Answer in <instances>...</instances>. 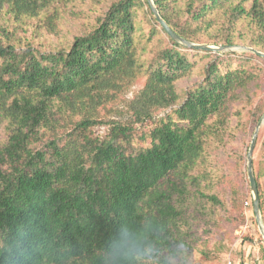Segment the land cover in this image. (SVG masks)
Masks as SVG:
<instances>
[{
    "label": "trees",
    "instance_id": "obj_1",
    "mask_svg": "<svg viewBox=\"0 0 264 264\" xmlns=\"http://www.w3.org/2000/svg\"><path fill=\"white\" fill-rule=\"evenodd\" d=\"M74 1L0 0V16L16 23L0 25V264H101L109 239L143 217L160 226L157 239L174 264H201L189 262L199 229L229 207L240 214L246 195L231 179L219 188L227 175L217 154L264 111L262 99L230 123L241 114L231 105L250 104L252 87L264 82V58L185 47L162 30L147 0H112L66 47L27 42L28 19L55 33ZM152 1L189 42L264 53V0ZM138 79L141 87L123 99L126 119L99 120V108ZM98 123L104 136L92 133Z\"/></svg>",
    "mask_w": 264,
    "mask_h": 264
},
{
    "label": "rangeland",
    "instance_id": "obj_2",
    "mask_svg": "<svg viewBox=\"0 0 264 264\" xmlns=\"http://www.w3.org/2000/svg\"><path fill=\"white\" fill-rule=\"evenodd\" d=\"M111 1L112 0H75L73 4L65 9V12L58 21L55 33L38 30L37 28L41 29L38 26L39 22L36 19H28V23L24 26V29H27L25 34L28 39L27 42L31 43L33 47L45 51L55 47H66L74 36L81 35L91 29L95 24V19L105 11ZM0 25H8L7 27L10 30L16 27V23L12 24L6 20L5 17L1 16ZM16 33L20 36L23 35L19 29H17ZM201 44L213 45L210 43ZM242 51L246 50L238 49L233 52L240 53ZM196 80L197 78L195 77L182 79L177 83V87L178 89H185ZM141 84L142 79H138L133 85L129 86L125 92L121 93L115 101L106 104L102 108L100 107L98 111L99 120L109 122L115 119H126L127 111L123 99L131 98L141 87ZM251 91L255 94L252 96L250 104H244L242 100L236 101L231 105L230 111L232 113L239 111L241 114L240 116L232 115L230 123L235 124L241 118L247 117L250 109L259 100H264V82L253 86ZM168 110L169 109L158 112V117L162 116ZM68 123L69 122L61 123L62 126L59 128V133L63 134V132L68 129ZM256 125L254 127H248L244 132L237 131V133L231 137L227 149L225 151L221 150L217 154V160L222 165L224 164L223 171L227 175V178L219 183V188H226L227 190L230 183L225 181L231 179V183H233L235 187L238 189L244 188L246 190L244 201L239 210L240 214L229 207L226 211H219L216 225L209 223L205 227H201L198 232L201 239L189 258L190 263L196 259L199 260L201 264H264V241L253 213L246 169L247 151ZM140 126L141 125L137 124L136 128L138 129ZM91 130L94 135L104 136L107 132V126L105 123H98ZM2 138L3 134L0 132V141ZM252 169L254 176L259 180L261 190L264 192V121L257 132L252 152ZM246 188H248V191ZM261 223L264 229V218H262V214ZM203 250L207 251L208 256L202 254Z\"/></svg>",
    "mask_w": 264,
    "mask_h": 264
},
{
    "label": "clouds",
    "instance_id": "obj_3",
    "mask_svg": "<svg viewBox=\"0 0 264 264\" xmlns=\"http://www.w3.org/2000/svg\"><path fill=\"white\" fill-rule=\"evenodd\" d=\"M159 233L160 226L149 217L122 225L103 248L101 264H174V252L163 255Z\"/></svg>",
    "mask_w": 264,
    "mask_h": 264
},
{
    "label": "water",
    "instance_id": "obj_4",
    "mask_svg": "<svg viewBox=\"0 0 264 264\" xmlns=\"http://www.w3.org/2000/svg\"><path fill=\"white\" fill-rule=\"evenodd\" d=\"M147 3H148V5L152 11V14H153L155 20L160 25L162 30L171 39H173L174 41L180 43L181 45H183L185 47L195 48V49H199V50L213 51V52H225V51L233 52L235 50L242 49V50L249 51L251 53H254V54L264 58L263 52L258 51L254 48H251V47L233 46V45L232 46L231 45H208V44H197V43L189 42V41L185 40L184 38L180 37L178 34H176L170 28V26L165 22V20L158 13V10L156 9L152 0H147ZM263 121H264V113L262 114V116L260 117V119L257 122V125L254 129V132H253V135L251 138L250 145L248 147L246 169H247V177H248V181H249V188H250V192H251L252 209H253L255 219L258 223V228H259L260 234H261L262 239L264 241V229H263V226L261 223V213H260V206H259L258 190H257L256 181H255V176L253 174V169H252V152H253V148L255 145V140H256L258 129H259V127Z\"/></svg>",
    "mask_w": 264,
    "mask_h": 264
},
{
    "label": "built area",
    "instance_id": "obj_5",
    "mask_svg": "<svg viewBox=\"0 0 264 264\" xmlns=\"http://www.w3.org/2000/svg\"><path fill=\"white\" fill-rule=\"evenodd\" d=\"M246 204H247V202H246Z\"/></svg>",
    "mask_w": 264,
    "mask_h": 264
}]
</instances>
